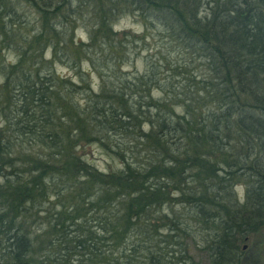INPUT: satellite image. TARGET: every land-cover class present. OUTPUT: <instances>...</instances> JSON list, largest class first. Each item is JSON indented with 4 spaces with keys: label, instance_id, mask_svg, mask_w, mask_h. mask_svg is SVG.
Listing matches in <instances>:
<instances>
[{
    "label": "trees",
    "instance_id": "1",
    "mask_svg": "<svg viewBox=\"0 0 264 264\" xmlns=\"http://www.w3.org/2000/svg\"><path fill=\"white\" fill-rule=\"evenodd\" d=\"M17 1L34 24L0 0V264H250L264 0ZM126 16L140 33L113 30ZM140 51L142 73L122 70ZM83 143L119 167L98 171Z\"/></svg>",
    "mask_w": 264,
    "mask_h": 264
},
{
    "label": "rangeland",
    "instance_id": "2",
    "mask_svg": "<svg viewBox=\"0 0 264 264\" xmlns=\"http://www.w3.org/2000/svg\"><path fill=\"white\" fill-rule=\"evenodd\" d=\"M5 3V2H4ZM5 7H13L16 10V15L24 20L25 22H28L30 25L34 24V14L32 13V10L26 6L23 2L17 1V0H6V4H3ZM113 30L114 31H122V30H130L133 31L135 34H138L142 31V27L140 23L133 19L130 16H126L123 18H119L116 23L113 24ZM152 35H155L152 33ZM82 37L84 38V35L81 31V29H78L74 32V37ZM148 46L154 47L153 51H157L158 54L160 53L164 55V53L168 52L169 49L163 48L158 43L159 36L155 35L153 36V39L148 38ZM84 42V41H82ZM136 47H138L136 45ZM147 47V48H149ZM138 49L133 48L130 52L132 54H136ZM152 51V52H153ZM137 57H131L129 59V63L122 67V70L127 72H138L142 73L143 67H144V61L143 56L145 53L143 51L138 52ZM174 53V52H173ZM2 56L4 57V60L7 61L9 59H12L13 55L6 53L5 51L2 52ZM172 56H175V53L172 54ZM45 59H48V54L45 57ZM171 59V58H170ZM174 59V58H172ZM84 66V65H83ZM55 71L60 77H72L73 73H75L74 70H69L65 66H62L60 64H55L54 66ZM161 70L160 72H162ZM161 76V75H160ZM92 82H96L95 76L91 75ZM2 81V78L0 76V83ZM83 149H82V156L84 160L89 163L91 166L96 168L98 171L101 172H109L111 170H115L119 167L118 162L116 160L109 159L96 145H85L83 143ZM236 190L239 193V196L242 195V189L241 187L237 186ZM240 247L242 248L241 253V259H245V261L249 262L250 264H264V229L257 232L255 235L245 238L241 243H239ZM202 256H198V261L200 264H203L204 259Z\"/></svg>",
    "mask_w": 264,
    "mask_h": 264
}]
</instances>
